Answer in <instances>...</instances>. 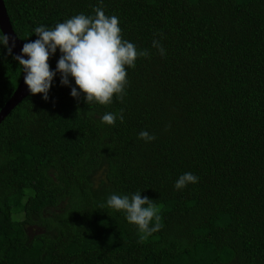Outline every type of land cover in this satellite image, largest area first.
Instances as JSON below:
<instances>
[{"label": "trees", "instance_id": "obj_1", "mask_svg": "<svg viewBox=\"0 0 264 264\" xmlns=\"http://www.w3.org/2000/svg\"><path fill=\"white\" fill-rule=\"evenodd\" d=\"M3 3L24 44L38 39L35 27L100 6ZM102 6L150 56L126 68L123 102L87 104L57 73L47 101L30 92L0 123V264H264V0ZM21 75L0 44V109ZM121 109L123 122L102 123ZM186 172L199 180L177 190ZM137 191L160 208L163 227L151 235L106 206Z\"/></svg>", "mask_w": 264, "mask_h": 264}, {"label": "clouds", "instance_id": "obj_2", "mask_svg": "<svg viewBox=\"0 0 264 264\" xmlns=\"http://www.w3.org/2000/svg\"><path fill=\"white\" fill-rule=\"evenodd\" d=\"M99 5L93 9L94 15L80 13L57 23L52 29L44 25L33 29L38 39L25 43L22 54L13 56L23 67L24 83L31 94H43V99L47 101L53 78L60 73L61 85L70 86L69 77L74 78L79 91L77 87H72L71 96L79 98L83 93L87 104L96 102L110 105L114 96L123 102L128 85L126 68H135L136 60L149 57L150 53L123 39L119 18L105 14L103 0H99ZM0 33V44L7 49L8 55H12L15 39L2 31ZM152 47L161 56L166 54L159 40L154 39ZM57 49L61 56L53 71L48 61ZM24 56L29 58L24 59ZM117 119L123 122V109L119 114L106 112L101 117L102 123L112 126ZM139 139L151 142L156 137L141 131ZM198 180L196 175L186 172L178 177L175 188L182 190ZM106 206L123 211L127 221L137 225L145 235L158 232L163 227L160 223V208L147 196L142 198L140 191L131 195L111 194L106 200ZM100 207L105 205L101 204Z\"/></svg>", "mask_w": 264, "mask_h": 264}, {"label": "water", "instance_id": "obj_3", "mask_svg": "<svg viewBox=\"0 0 264 264\" xmlns=\"http://www.w3.org/2000/svg\"><path fill=\"white\" fill-rule=\"evenodd\" d=\"M0 31H2L4 34H7L9 37L15 39V47L12 48V55L13 56L21 55L24 43L16 37V35L14 34L11 28L3 0H0ZM11 44H12V40L10 39L9 46H11ZM23 58L28 59L29 57L24 56ZM21 68H22V75L16 89L14 90L8 101L0 109V123L11 112V110H13L30 93V90L28 89L27 85L24 83L25 73H23L22 66Z\"/></svg>", "mask_w": 264, "mask_h": 264}, {"label": "rangeland", "instance_id": "obj_4", "mask_svg": "<svg viewBox=\"0 0 264 264\" xmlns=\"http://www.w3.org/2000/svg\"><path fill=\"white\" fill-rule=\"evenodd\" d=\"M34 231V228H29V232L32 233Z\"/></svg>", "mask_w": 264, "mask_h": 264}]
</instances>
